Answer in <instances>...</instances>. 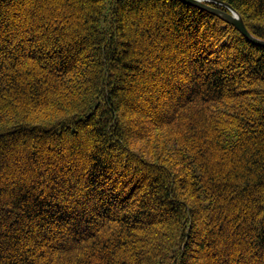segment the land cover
Here are the masks:
<instances>
[{
    "label": "trees",
    "instance_id": "trees-1",
    "mask_svg": "<svg viewBox=\"0 0 264 264\" xmlns=\"http://www.w3.org/2000/svg\"><path fill=\"white\" fill-rule=\"evenodd\" d=\"M0 264H264V45L182 0H0Z\"/></svg>",
    "mask_w": 264,
    "mask_h": 264
},
{
    "label": "water",
    "instance_id": "water-1",
    "mask_svg": "<svg viewBox=\"0 0 264 264\" xmlns=\"http://www.w3.org/2000/svg\"><path fill=\"white\" fill-rule=\"evenodd\" d=\"M186 3L195 5L197 7L206 9L228 23L234 25L242 34H244L247 38L252 40L253 42L264 45V39L258 38L254 36L249 29L246 27V24L242 18V16L238 13V11L229 3L221 1V0H182ZM213 3H218L224 6L226 9L217 7L213 5Z\"/></svg>",
    "mask_w": 264,
    "mask_h": 264
}]
</instances>
